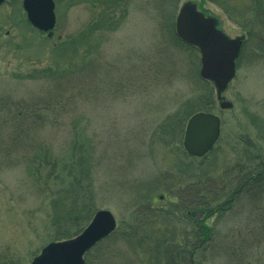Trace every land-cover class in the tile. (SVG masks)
Instances as JSON below:
<instances>
[{"label":"rangeland","instance_id":"374dc122","mask_svg":"<svg viewBox=\"0 0 264 264\" xmlns=\"http://www.w3.org/2000/svg\"><path fill=\"white\" fill-rule=\"evenodd\" d=\"M186 1L198 2L54 0L55 29L48 37L28 23L22 0H4L0 99L28 102L51 95L59 100L57 114L63 115L55 127L32 135L40 146L26 167L0 170V260L10 257L30 264L51 242L52 202L74 183L71 166L80 154L91 166L94 213L111 212L118 233L132 218L135 192L158 188L162 174L177 179L193 172L216 179L224 190L235 163L255 160L256 166L262 165L264 57L253 54L249 41L222 95L233 104L230 110H219L212 86L221 125L218 141L201 159L184 153L185 127L196 113L192 103L206 89L193 76V56L166 43L167 20L172 16L174 21ZM204 7L229 38L245 37L216 6L206 2ZM53 73V79L45 78ZM258 191L257 196H238L224 213L205 221L213 230V248L200 254L204 264H233L237 256L243 264H264V231L255 225V209L264 208V187ZM154 196L164 201L160 194ZM174 202L165 198V204ZM248 231L250 241L245 238ZM105 245L113 253H104L96 264H156L150 258L138 260L124 240Z\"/></svg>","mask_w":264,"mask_h":264},{"label":"trees","instance_id":"16d2710c","mask_svg":"<svg viewBox=\"0 0 264 264\" xmlns=\"http://www.w3.org/2000/svg\"><path fill=\"white\" fill-rule=\"evenodd\" d=\"M197 1L198 9L205 14L207 13L204 7L206 2L216 6L228 21L244 32L242 49L249 41L248 43L253 45V54L264 57V0ZM165 29L169 39L166 42L168 45H179L193 56V76L199 79V83L206 88L205 94L196 98V104L192 103L193 112L206 111V113L218 114L212 84L200 80L198 76L199 53L197 48L188 46L177 38L172 16L167 20ZM242 49L241 52L245 51V48L243 51ZM56 75L54 73L45 75V78L53 79ZM58 102V98L51 95L28 102L0 99L1 171L26 167L31 158L36 156L35 152L39 149L35 147L40 146V143L33 140L32 135L43 132L46 127L52 128L57 125V118L63 115L57 114L58 109H61ZM46 153H44L45 160L49 157ZM82 156L80 154L71 166L75 173L69 170L70 175H74L72 179H75L74 183L70 184L69 189L63 190L52 202L53 236L51 242L71 239L80 234L90 222L95 211L94 195L88 183L91 166H89V159ZM186 157L191 158L187 154ZM247 168L250 170H247V174L244 171L241 173L245 175L239 183L244 186L247 183L250 184L243 189L245 196L249 197L250 191L253 196H257L260 194L258 190L264 187V161L262 165L256 166L254 160ZM189 176L188 178L182 175L175 179L173 176L168 178V174H162L161 186L158 188H150L145 193L144 190L136 191L132 218L127 228L123 229L122 233L115 230L108 238L87 252L84 255V264H96L104 253H113L105 242L117 239L126 241V246L138 260L150 258L156 261V264L163 260L165 264H204L200 254L207 247L213 248L211 244L213 230L205 225V221L214 215L224 213L238 196L232 195L230 177H227L225 181L227 184L224 191L217 187V180L214 178H201L198 175L195 176L193 172ZM59 179L61 183L64 182V177L61 175ZM162 192H165L167 197L163 196ZM155 194H160L164 201H160L162 199L159 197L155 198ZM261 194L264 195V192ZM165 198L175 199L176 202L165 204ZM160 202H164V205L157 206ZM196 212L198 215H195ZM255 213L258 219L255 225L264 231V208L259 205ZM184 223L187 224V228L180 229ZM251 236L252 233L248 231L245 234L246 241L251 240ZM211 254L213 255V252ZM237 257L242 258V256ZM238 258L233 261V264H243ZM0 264L21 263L18 259L7 257V259L2 258Z\"/></svg>","mask_w":264,"mask_h":264},{"label":"water","instance_id":"95a60500","mask_svg":"<svg viewBox=\"0 0 264 264\" xmlns=\"http://www.w3.org/2000/svg\"><path fill=\"white\" fill-rule=\"evenodd\" d=\"M4 0H0V5ZM53 0H22V9L28 23L40 32L52 36L55 27ZM175 34L184 44L199 52V78L210 82L215 90L219 110H230L233 104L222 95L236 73L244 36L229 38L220 28L219 20L210 13L198 10L197 2H184L174 20ZM220 135L217 115L198 112L186 124L183 136L185 153L194 158L210 152ZM116 220L108 210H98L77 236L45 245L30 264H84V255L110 236Z\"/></svg>","mask_w":264,"mask_h":264},{"label":"flooded vegetation","instance_id":"af4514ba","mask_svg":"<svg viewBox=\"0 0 264 264\" xmlns=\"http://www.w3.org/2000/svg\"><path fill=\"white\" fill-rule=\"evenodd\" d=\"M233 169L232 170V176H231V184H230V188H232V195L233 196H241V197H246L245 194L243 193V189H245V187H247L246 185H249V183H247L245 186L244 185H241L239 182L242 181L243 177L245 174H247V170H250V168H247L250 166V164H237L235 163L233 165ZM245 172L244 175H242L241 173L242 172ZM248 182V181H247ZM250 182V181H249ZM252 191L249 192V195H253V193H251Z\"/></svg>","mask_w":264,"mask_h":264},{"label":"bare ground","instance_id":"6f19581e","mask_svg":"<svg viewBox=\"0 0 264 264\" xmlns=\"http://www.w3.org/2000/svg\"><path fill=\"white\" fill-rule=\"evenodd\" d=\"M161 199V197H159ZM195 215H198V213L196 212Z\"/></svg>","mask_w":264,"mask_h":264}]
</instances>
